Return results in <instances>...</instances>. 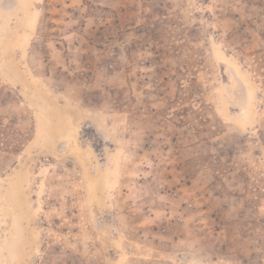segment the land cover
<instances>
[{"label": "rangeland", "instance_id": "obj_1", "mask_svg": "<svg viewBox=\"0 0 264 264\" xmlns=\"http://www.w3.org/2000/svg\"><path fill=\"white\" fill-rule=\"evenodd\" d=\"M0 264H264V0H0Z\"/></svg>", "mask_w": 264, "mask_h": 264}, {"label": "bare ground", "instance_id": "obj_2", "mask_svg": "<svg viewBox=\"0 0 264 264\" xmlns=\"http://www.w3.org/2000/svg\"><path fill=\"white\" fill-rule=\"evenodd\" d=\"M42 0H38V2H41Z\"/></svg>", "mask_w": 264, "mask_h": 264}]
</instances>
